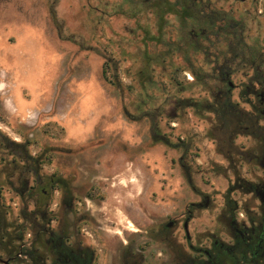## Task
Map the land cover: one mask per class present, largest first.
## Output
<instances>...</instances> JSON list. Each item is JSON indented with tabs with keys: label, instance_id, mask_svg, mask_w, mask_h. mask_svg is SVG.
Returning a JSON list of instances; mask_svg holds the SVG:
<instances>
[{
	"label": "rangeland",
	"instance_id": "1",
	"mask_svg": "<svg viewBox=\"0 0 264 264\" xmlns=\"http://www.w3.org/2000/svg\"><path fill=\"white\" fill-rule=\"evenodd\" d=\"M207 1L210 9H232L241 20V55L225 54L222 39L208 34L196 41L201 50L193 59L190 50L175 48L181 38H189L178 29L179 19L165 14L159 30L157 13L143 0H0V130L16 142L27 139L32 154L50 158L40 172L60 180L49 207L50 237L80 238L104 264L119 255L124 241L137 245L148 241L145 231L163 234L164 225L198 196L208 197L209 206L194 212L192 236L203 231L226 238L220 212L227 200L238 205V219L242 209L259 206L245 184L264 186L259 161L264 117L252 115L258 76L243 48H264V0ZM165 44L174 46L171 57L164 67L151 64L156 84L144 88L145 79L138 84L137 72L146 70L148 57L166 51ZM224 60L233 70H216ZM192 62L205 72V85L190 86ZM104 64L114 85L101 78ZM163 69L175 81L167 84ZM191 99L194 106L185 107ZM217 99L243 112L245 122L240 124L238 114L219 118L213 107ZM151 108L166 111L149 113L157 116L160 134L174 147L153 142L144 116ZM124 109L140 119L130 120ZM27 112L33 119L26 120ZM4 181L0 165V185ZM2 195L14 220L20 199L6 185ZM63 214L67 222L60 224ZM81 214L91 222L76 228ZM49 236L31 258L25 248L31 247L32 233L26 231L23 253L8 256L0 250V259L42 264ZM144 246L153 254L163 248L151 241Z\"/></svg>",
	"mask_w": 264,
	"mask_h": 264
},
{
	"label": "flooded vegetation",
	"instance_id": "2",
	"mask_svg": "<svg viewBox=\"0 0 264 264\" xmlns=\"http://www.w3.org/2000/svg\"><path fill=\"white\" fill-rule=\"evenodd\" d=\"M241 1L245 2L246 0ZM167 3L171 8L169 14L174 18H180L183 13L189 15L186 23L179 24L178 29L180 32H184L182 36L197 41L210 34L222 39L226 45L225 54L233 57L242 54L244 26L240 19L234 17V10H212L210 2L207 0H174L170 2L143 0L141 4L150 7L157 13L156 7L158 5L166 6ZM207 13L210 15H205ZM258 14L263 13L259 11ZM199 19H206V21ZM243 50H247L249 55H264V48L244 47ZM224 62L227 63L219 65L217 71L233 70L228 63L229 60H224ZM258 85L259 89L252 92L254 99L252 115L264 117V79L259 77ZM218 103L221 101L217 99L213 107H216ZM258 158L259 156H254L255 160ZM259 161L261 164L264 163V152ZM245 189L254 193L259 200V206L255 210L242 209L243 214H240L242 219H238L236 216L238 205L227 200L220 212V216L224 217L220 223L225 227V239H217L212 233L204 234L203 231L193 233V236L190 235L189 224L193 220L194 212L207 210L209 206L208 197L198 196L197 202L190 203L178 217L164 225L163 234L159 232V234L151 235L150 231H145V238L148 241L137 245L135 244L137 241H124V246H120L119 255L110 256L104 264H264V200L261 201L258 196L264 191V186L246 183ZM86 197L90 199L91 195L87 194ZM63 205H66L65 201ZM67 208L69 212L72 210V202L67 204ZM67 218L63 214L60 224L67 222ZM75 222L74 226L77 228L78 224L91 222V220L87 215L81 214ZM134 236L139 238L140 235ZM70 239L71 236L63 235L61 240L50 241L52 243L51 250H49L50 242H47L46 251L42 256V264H102L96 261L98 258L89 245L82 244L80 238L73 239V241ZM149 241L155 245L162 243V252L153 254L146 251L144 245ZM64 245H68V248ZM2 260L7 261V264H12V258Z\"/></svg>",
	"mask_w": 264,
	"mask_h": 264
},
{
	"label": "trees",
	"instance_id": "3",
	"mask_svg": "<svg viewBox=\"0 0 264 264\" xmlns=\"http://www.w3.org/2000/svg\"><path fill=\"white\" fill-rule=\"evenodd\" d=\"M156 9L158 10L157 17L160 21L159 30H161L163 27V17L171 10L170 4L167 3L166 6L158 5ZM188 18L189 15L183 13L178 19L180 23L184 24ZM199 20L206 21V19ZM157 40L161 42V39L158 38ZM165 47L166 51L159 53L153 58L148 57L147 60H144V67L146 70H139L137 72V78H139L138 84L143 85V79H145L144 88H146V84L149 87L155 86L156 84L152 77L153 71L148 69L151 64L164 67L165 63L171 57V50L174 46L172 44H165ZM183 47L191 51L193 59L196 53L201 50V47L191 38L183 37L175 46V48L178 49ZM186 60L189 61L190 59L186 57ZM249 60L250 64L254 63L255 65L253 70L254 75L259 78V76L263 74L261 70L264 68V55H251ZM106 66L105 64L102 66L101 78L107 84L114 85L110 78V72L107 70ZM189 71L193 76V81L189 83L191 87L203 86L206 84L205 72H203L201 68H197L194 62H192V67ZM161 73L168 78L167 84H170V80L175 81L172 73L166 69L161 70ZM228 74L229 73H224L223 76L226 77ZM116 87L120 88L119 85H116ZM164 87L163 85V88ZM190 102V104L184 106L193 107L195 101L191 99ZM170 103L171 102H169V105ZM229 104V101L218 103L217 106L214 107L216 115L225 120L228 119L229 116H232V114H238L236 116L239 117L240 124H243L246 120V115L240 111H231L228 108ZM149 111L159 112L160 115L166 111H164V109L151 108L144 113V116L148 118L150 123L149 130L153 142L174 147L175 145L171 144L165 135L160 134L157 116L149 113ZM124 114L132 121H138L140 119V117H131L132 115H130L126 109H124ZM30 146L31 142L27 139L16 142L0 130V165H2V172L5 173L3 185H6L8 189L20 199L19 213L14 220H11L9 218L10 207L5 203L2 195L3 185H0V250L8 256H17L23 253L21 243L26 231L32 233L31 247L25 248L26 256L28 255V257L31 258L33 251H38V249H35V246H41L42 240L51 234L50 224L53 218L49 207L52 194L54 190L57 189L56 185L60 183V180L54 175L44 176L40 173L43 165L50 162V158L42 154H32ZM56 239L57 238L52 236L49 238L50 241Z\"/></svg>",
	"mask_w": 264,
	"mask_h": 264
},
{
	"label": "water",
	"instance_id": "4",
	"mask_svg": "<svg viewBox=\"0 0 264 264\" xmlns=\"http://www.w3.org/2000/svg\"><path fill=\"white\" fill-rule=\"evenodd\" d=\"M228 85L230 87H232V84L230 82H228ZM258 196H259L260 200L263 201L264 200V191L261 194H259ZM0 263L7 264V261H4V260L0 259Z\"/></svg>",
	"mask_w": 264,
	"mask_h": 264
},
{
	"label": "built area",
	"instance_id": "5",
	"mask_svg": "<svg viewBox=\"0 0 264 264\" xmlns=\"http://www.w3.org/2000/svg\"><path fill=\"white\" fill-rule=\"evenodd\" d=\"M4 102H5L4 104H8V100L7 99H5ZM25 118H26L27 121L31 120V119H33V115H31L29 112H27L26 115H25Z\"/></svg>",
	"mask_w": 264,
	"mask_h": 264
}]
</instances>
